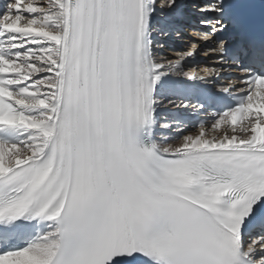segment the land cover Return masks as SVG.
Returning a JSON list of instances; mask_svg holds the SVG:
<instances>
[{"label":"snow or ice","instance_id":"snow-or-ice-1","mask_svg":"<svg viewBox=\"0 0 264 264\" xmlns=\"http://www.w3.org/2000/svg\"><path fill=\"white\" fill-rule=\"evenodd\" d=\"M160 4L0 2V264H264V0Z\"/></svg>","mask_w":264,"mask_h":264},{"label":"bare ground","instance_id":"bare-ground-1","mask_svg":"<svg viewBox=\"0 0 264 264\" xmlns=\"http://www.w3.org/2000/svg\"><path fill=\"white\" fill-rule=\"evenodd\" d=\"M0 2H2V0H0ZM159 2H160V0H158V4H159ZM187 2L189 4L195 5V4L200 3V0H187ZM166 4H167V0H163V4H160V6L164 7V6H166ZM192 18H196V17L193 16ZM193 20H194V22H196V19H193ZM187 26H189V28H191V30H193V31L187 30L186 34L185 33L182 34V36L179 39H177L176 41L171 40L169 38H167L163 41L166 45L165 48H167V49L164 48L166 50V51L164 50L165 52H163V49L160 50L162 55H163V53L164 54H170V56L168 55L169 58L174 59V58H176L174 55L175 52L186 50L189 48L190 45L192 46L193 43L199 44L201 46V48L203 47L201 45V40H198L199 36L197 35V32L200 31V28L198 27V25L193 26L191 24H188ZM172 49H175L177 51H173ZM168 50H170V51H168ZM197 51L200 52V54L195 59H193L194 64H191L190 68H195L197 71H200V73H201L204 68L211 66V60H210V56H205L203 51H200V49H197ZM199 130H196V131H194V130L189 131L188 130L187 134L196 136L199 134ZM206 130H207L206 135L208 138H212L213 136L220 138L225 133H227L228 135H232L228 126H224L221 129L216 130V131H212L211 127L206 128ZM171 135H172V133H171Z\"/></svg>","mask_w":264,"mask_h":264},{"label":"rangeland","instance_id":"rangeland-1","mask_svg":"<svg viewBox=\"0 0 264 264\" xmlns=\"http://www.w3.org/2000/svg\"><path fill=\"white\" fill-rule=\"evenodd\" d=\"M168 38L171 39V40H175V41H176L177 39H179V38H176V37H168ZM176 43H177V42H176ZM190 48H191V45H190L189 48L186 49V50H189ZM165 49H167V48H165ZM165 49H163V52L166 51ZM164 50H165V51H164ZM172 50H173V51H177V50H175V49H172ZM186 50H183V51H186ZM168 51H170V50H168ZM163 55H166V56L169 55V56H170V54H164V53H163ZM169 56H168V57H169ZM189 67H190V66H189ZM189 131H190V130H189ZM192 131H193V130H192ZM194 131H196V130H194ZM174 134H175V133H172V135H174Z\"/></svg>","mask_w":264,"mask_h":264}]
</instances>
